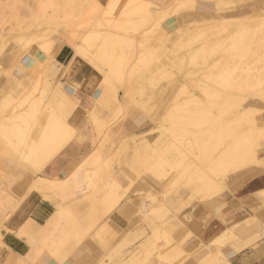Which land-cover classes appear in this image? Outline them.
Listing matches in <instances>:
<instances>
[{
	"label": "rangeland",
	"instance_id": "rangeland-1",
	"mask_svg": "<svg viewBox=\"0 0 264 264\" xmlns=\"http://www.w3.org/2000/svg\"><path fill=\"white\" fill-rule=\"evenodd\" d=\"M129 1L0 0V125L6 126L11 123L19 128L17 136L9 138L10 143L0 136V229L7 219L9 221L10 217L23 211L22 203L28 193L36 191L32 186L34 182L43 177L58 178L54 177L52 170L48 173L46 166L42 172L37 173L33 164L22 159L27 141L30 138L32 140L33 135L36 137L34 139L38 137L39 141L40 132L47 122L41 121L40 117L42 119L44 116L43 119L47 120L51 110H56L55 113L71 126L73 137L75 136L72 140L78 141L84 148L81 160L73 172L92 176L90 189L84 185L83 189L72 188L63 195L64 203L80 200L82 208L76 216L77 223L70 229L60 249L55 254L42 249L43 256L48 255L59 262L73 261L77 258L79 264H186L193 254L186 251V241L191 237L189 231L185 233L187 212L196 208V205L213 200L227 191L226 182L231 173L241 171L248 165L258 166L256 162L252 163L248 159L238 167L231 163L225 164L224 167L221 165L220 170L218 169L220 165L215 168L216 159L221 156L222 148L230 144L234 137H243L250 130L249 120L255 117L259 126L255 129L257 135L261 134V126H264V39H260L264 28L249 30L246 50L232 52H230L232 31L229 32L227 25V31L223 28L225 27L223 19L225 24L229 23L226 17L246 15V11L249 10H257L258 15V12L264 9V0H132L131 3ZM129 5L132 10L128 12ZM144 10L147 15H144ZM62 11H67L72 18L64 15ZM52 13L56 16L54 14L52 16ZM50 14L51 21L47 19ZM261 14L259 13V16ZM54 17L55 19L59 17V21L61 18L63 20L58 22ZM65 18L67 20H64ZM116 20L120 22L117 26L121 25L123 30L121 27L120 29L114 27ZM69 21L73 22V26H66ZM216 21H220V25ZM261 23L263 24L264 20ZM216 24L218 27L222 26L218 35ZM186 25L188 29H184L187 28ZM208 25L209 29L213 25L212 35L209 33ZM214 25L217 28L216 33ZM160 28L164 30L163 33L159 32ZM177 30L179 36L173 34ZM206 32L209 33V37ZM110 35L119 38L120 42L112 43L114 47L111 43L102 42ZM205 37L212 38L214 42L219 37V46H210L212 40L211 43L208 39L203 41ZM77 43L82 45L86 52L82 59L93 65L102 77L95 89L101 88L107 93L103 94L102 102L94 100L92 107L94 109H87L77 101L68 109L57 108L59 97L56 88L59 84L68 85V82H64L60 72L55 73L51 60L58 46L66 44L74 51ZM105 49L106 52L103 51ZM109 49L110 52H114L110 53ZM193 51L199 53L193 56ZM25 53L33 54L41 64H38L35 70L27 69L23 78L13 77L17 80L15 82L11 78L12 69L24 64ZM106 55L112 59L111 62L105 63ZM118 61L119 65L116 64ZM62 67L63 65L58 70ZM209 68L214 73L210 72ZM203 86L207 92L203 90ZM210 90L213 94L206 96L204 92L208 94ZM234 96L241 100L239 104L232 103L231 98ZM200 99L202 103L199 109H202L198 112L197 119H194L195 124H192L188 118L181 116L178 109L193 107L195 101ZM46 106L49 109L45 108ZM45 109L46 115L45 111L43 112ZM78 110L85 113V117L81 119L82 128L69 120ZM92 113L98 117L97 120L92 121ZM221 113L223 117L220 119H228L221 120L222 126L219 124L220 127L218 125L212 127V133L216 138L208 144L205 143V138L198 137L201 140L199 143L198 134L213 124L211 120L215 114ZM128 119L146 124L145 130L126 133L124 124ZM40 126L43 127L42 130ZM184 128L193 132L191 135L188 131L191 137H186L187 131ZM34 129L37 130L36 134ZM182 129L183 137L180 136ZM20 138L27 141L24 142ZM257 138L260 146H255V151L259 156V163H262L264 136ZM31 142L36 143L35 140ZM143 142L145 144L142 145ZM25 149L27 150V147ZM138 151L139 159L136 158ZM208 164L212 168H209ZM158 165L161 174L159 168H156ZM262 166L264 167V165L260 167ZM223 171L225 173L228 171L229 174ZM163 173L166 175L165 178ZM157 176L159 177L155 178ZM67 177L69 175L65 178ZM200 177L209 178L215 181L216 185H219L217 182L219 181L221 189L202 199L203 195L197 190L195 191L197 193L191 192L193 189L190 187L192 185L190 183L193 180L199 182ZM115 179L120 185L117 188L112 186ZM112 187L119 193L117 206L109 209L106 204L102 205L105 212H108L106 215L102 213V207L98 204L90 207L91 209L87 208L88 194L92 196L96 190L98 194L102 191L105 195ZM59 188L61 190V184ZM67 189L66 187L65 190ZM263 194L264 192L261 193ZM198 197L201 199H197ZM122 207L127 208L128 212ZM120 215L129 219L127 228H122L123 222L118 217ZM189 216L190 221L192 215ZM106 218L107 224L118 231V235L111 230L106 234V241L103 243L98 241L96 234L101 229L102 220ZM230 233L222 234L216 243L223 245L224 242L230 241ZM60 234L58 231L56 236L60 238ZM220 255L221 252H218L214 257ZM87 257L92 259L90 263L86 260ZM211 260L213 259L204 261L203 264H213Z\"/></svg>",
	"mask_w": 264,
	"mask_h": 264
},
{
	"label": "crops",
	"instance_id": "crops-1",
	"mask_svg": "<svg viewBox=\"0 0 264 264\" xmlns=\"http://www.w3.org/2000/svg\"><path fill=\"white\" fill-rule=\"evenodd\" d=\"M61 65H63L62 69L58 70ZM51 66L55 73L59 74L60 72L64 82H68V86L73 88V93L79 103L87 109L92 108L93 91L102 78L97 69L84 59L75 57L74 60L73 51L66 44L58 46L55 50ZM84 117V111L78 110L69 120L75 126L82 128L83 120L81 119ZM145 127L146 124L132 119H128L124 124L126 133H137L145 130ZM83 149L81 143L71 140L46 164V171L49 173L52 170L54 177L58 178L43 177L34 182L32 186L36 191L28 193L22 203L21 209L25 212L17 220L11 219L8 222L7 219L5 221L10 227H16L27 218L35 223L29 235H19L16 230L0 229V264H79L77 258L73 261L59 262L48 255L43 256L42 251L46 250L55 254L63 244V240L67 238L70 229L74 228L77 223L76 216L82 208L80 204L82 202L79 200L68 204L64 203L62 198H64L65 192L72 188L83 189L85 186L91 188V174L73 172L81 160ZM137 153L136 158L139 157ZM248 167L229 175L226 182L227 191L213 200L196 205V208L187 212L188 222L185 226V233L189 231L191 237L186 241V251L193 254L186 264H203L204 261L213 259L218 252L226 255L228 259L230 258L231 264H264V194L261 195L264 192V167L256 165ZM66 175L69 177L65 178ZM45 178L61 181L59 183L62 188L61 190L49 189V198L44 199L38 193L37 188L40 186V181ZM65 187L68 189H63ZM104 197L102 191H99L98 194L95 190V194L92 196L88 194L87 208H93L96 204L102 207L100 201ZM57 205L61 213L56 217ZM122 208L128 212L127 208ZM101 209L104 215L108 213L105 212L104 207ZM89 214L91 215L92 212ZM189 214L192 215L190 221ZM118 217L123 222L122 228H127L129 219L122 215ZM50 220L54 223L50 224L44 232L43 228ZM100 226L101 229L96 236L99 242L104 243L106 234L114 229L107 224V218L102 220ZM58 231L61 232L60 238L56 236ZM114 232L118 235V231L114 230ZM226 232L227 234L231 232L230 241L218 245L216 243L219 241L218 238ZM39 249L43 250L36 255ZM228 252L233 253L230 255ZM53 256L55 257V255ZM86 260L89 263L92 261L89 257Z\"/></svg>",
	"mask_w": 264,
	"mask_h": 264
},
{
	"label": "bare ground",
	"instance_id": "bare-ground-1",
	"mask_svg": "<svg viewBox=\"0 0 264 264\" xmlns=\"http://www.w3.org/2000/svg\"><path fill=\"white\" fill-rule=\"evenodd\" d=\"M59 1H61V0H59ZM70 1H73V0H70ZM132 2V0H130L129 1V3H131ZM52 3V2H51ZM128 3V4H129ZM140 5V4H139ZM130 7V5L127 7V11L129 12V11H131L132 10V7L131 8H129ZM144 7V9L146 8L145 6H143ZM55 8V7H54ZM53 8V9H54ZM124 9H126V8H124ZM179 10V9H178ZM177 10V12H180V11H178ZM184 10V9H183ZM186 10V9H185ZM54 11V10H53ZM52 11V12H53ZM56 11H57V9H56ZM55 11V12H56ZM120 11V10H119ZM260 11H262V12H258V15H257V10L256 11H246V15H241V16H234V17H226V21H229V23L228 24H225V21H224V19H223V25H225V27H226V25H227V27H228V29H229V32L230 31H232V32H230V34L232 35V37H231V40H232V43H231V48H230V52H232V51H236V50H246V44H247V35H248V31L249 30H251V29H258V28H264V23L262 24L261 22L264 20V9L263 10H260ZM54 12V13H55ZM58 12V11H57ZM63 12V14L64 15H67V16H70L69 14H68V12L67 11H62ZM144 12V15H147L148 13L146 12L145 13V10L143 11ZM54 13H52V16H53V14ZM59 13H60V11H59ZM123 13H125V15L127 14L125 11L123 12ZM259 13L261 14V16H259ZM56 14V13H55ZM54 14V15H55ZM62 14V13H61ZM119 14H121L120 12H119ZM170 14V13H169ZM47 16H49V15H47ZM52 16H51V14H50V16H49V18H47V19H50V21L52 20L51 18H52ZM56 16V15H55ZM123 16V15H122ZM46 17V16H45ZM61 18V17H60ZM68 18V17H67ZM70 18H72L71 16H70ZM56 19H58L57 21L58 22H61V19L63 20V18H61L60 19V21H59V17L57 18L56 17ZM55 19V17H54V20H56ZM122 19H124L123 17H122ZM127 19V18H126ZM53 20V22H55ZM64 20H67L66 18L64 19ZM49 21V20H48ZM117 21V20H116ZM116 21H115V25H114V27H118L119 29H120V27H121V29L123 28L121 25L120 26H117L118 24H120V22H118L117 21V23H116ZM120 21V20H119ZM124 21H125V19H124ZM215 21V20H214ZM112 22V21H111ZM110 22V23H111ZM121 22H122V20H121ZM159 22V21H158ZM212 22V21H211ZM218 22V23H217ZM57 23V22H56ZM62 23H64L63 21H62ZM61 23V24H62ZM216 23L217 24H219L220 25V21H216ZM222 23V22H221ZM65 24H66V22H65ZM73 24V22H67V24H66V26L67 25H69V26H67V27H71L70 25H72ZM217 24H216V26H217ZM46 25V24H45ZM57 25H58V23H57ZM110 25V24H109ZM158 25H159V23H158ZM46 26H48V25H46ZM55 26H56V24H55ZM62 26V25H61ZM73 26V25H72ZM111 26H112V23H111ZM110 26V27H111ZM211 26V25H210ZM160 26H158V28H159ZM182 27H184V26H182ZM186 27L187 28H184V29H188V26L186 25ZM214 27H215V25H214ZM220 27V28H219ZM217 26V28H218V30H217V28L215 27V33H216V30H217V35H218V32H220V30H222V26ZM225 27H223L226 31L228 30L227 29V27L225 28ZM230 27V28H229ZM113 28V27H112ZM208 29H209V25H208V27H207ZM207 28H206V31H207ZM211 28H213V25H212V27ZM211 28L209 29V33L211 34V32L214 30V28H213V30H211ZM57 29V28H56ZM114 29H116V28H114ZM161 29V28H160ZM178 29V28H177ZM220 29V30H219ZM224 29H223V31H224ZM231 29V30H230ZM123 30V29H122ZM159 30V29H158ZM180 30H182L181 29V27H180ZM180 30H179V32H180ZM264 30V29H263ZM40 31V30H39ZM94 31V30H93ZM223 31H222V33H223ZM159 32L160 33H163L164 32V30L162 31V29L161 30H159ZM177 32H178V30L175 32L174 31V35H176V36H179V34H177ZM182 33L184 32V31H181ZM229 32H227V33H229ZM40 33H41V31H40ZM39 33V34H40ZM112 33V32H111ZM115 33H116V30H115ZM115 33H113V35L115 34ZM119 33V32H118ZM206 33H208V32H206ZM209 33H208V37H209ZM214 33V34H215ZM93 34V33H92ZM110 34V33H109ZM185 34V33H184ZM188 34V33H187ZM220 34V33H219ZM262 34V38H260L261 40L262 39H264V31L261 33ZM93 35H95V33L93 34ZM92 35V36H93ZM117 35V34H116ZM108 36V38L107 39H104V40H102V42L104 41L105 42V44L107 43V44H110L111 43V45L113 46V44L112 43H116V42H118L119 41V38L117 37V36ZM183 35V34H182ZM206 35V34H205ZM212 35V34H211ZM224 35V34H223ZM41 36L43 37V35L41 34ZM44 36H45V34H44ZM119 36V35H118ZM176 36H174V37H176ZM41 37V38H42ZM119 37H121V36H119ZM210 37H213V36H210ZM219 37H220V35H219ZM219 37H218V40L216 39V42H214L215 40H213L212 38H203L202 40L203 41H205L206 39H208L209 41L210 40H212V42L213 43H211V41H210V46H212V47H218L219 46ZM179 38V37H178ZM86 39V38H85ZM122 39V38H121ZM176 39V38H175ZM94 40V39H93ZM90 41V40H89ZM175 41V40H174ZM103 42V43H104ZM120 42V41H119ZM122 42H123V39H122ZM201 42V41H200ZM124 43V42H123ZM122 43V44H123ZM88 44V43H87ZM102 44V43H101ZM105 44H104V46H105ZM126 44V43H125ZM199 45H200V43H198ZM198 44H196L197 46H198ZM262 44L263 43H261V46H262ZM94 45V44H93ZM93 45H91V46H93ZM110 45V46H111ZM187 45V44H186ZM189 45H191V44H189ZM202 45V44H201ZM264 45V44H263ZM101 46H103V44L101 45ZM108 46V45H107ZM106 46V47H107ZM115 46V45H114ZM113 46V47H114ZM203 46H205V45H203ZM208 46H209V44H208ZM257 46V45H256ZM260 46V47H261ZM105 47V48H106ZM201 48H202V46H200ZM211 47V48H212ZM258 47V46H257ZM111 48V47H110ZM204 48H206V47H204ZM203 48V49H204ZM208 48V47H207ZM48 49H50V46H49V48ZM47 49V50H48ZM96 49V48H95ZM102 49V48H101ZM107 49V48H106ZM106 49L105 50H103V51H105L106 52ZM192 49V48H191ZM196 49H197V47H196ZM200 48L198 47V50H199ZM263 49V48H262ZM73 53H74V55H73V59L75 60V57H78V58H81L82 59V55L84 54V53H86L85 52V50H84V48L82 47V45H80V44H75V46H74V48H73ZM97 50V49H96ZM32 52L34 51V48L31 50ZM102 51V50H101ZM200 51V50H199ZM98 52H99V50H98ZM105 52H103L102 53V56H104V53ZM109 52H110V49H109ZM112 52H114V51H112ZM112 52H110V53H112ZM193 53H194V55L193 56H196V54H198V53H196L195 51H193ZM101 54V53H100ZM116 54H117V52H116ZM120 56L119 57H121V54H119ZM91 56V55H90ZM92 57V56H91ZM95 58H96V56H94ZM107 57V55L105 56V58ZM198 57V56H197ZM93 58V57H92ZM122 58V57H121ZM194 58V57H193ZM97 59V58H96ZM115 59H116V56H115ZM111 58H108L107 57V60H105L106 62L105 63H108V61H110L111 62ZM119 60V59H118ZM145 61L147 60V59H144ZM23 65L21 66H16V67H14L12 70V77L11 78H23V76H24V74H25V72L27 71V69H30L31 71H32V69H36V66L38 65V64H41L40 63V61H38L37 59H36V57H34V55L33 54H31V53H25V57L23 58ZM148 61V60H147ZM93 62H94V58H93ZM114 62V61H113ZM22 63V62H21ZM119 61H118V63L116 62V64L117 65H119ZM194 63V62H193ZM147 64H149L148 62H147ZM118 70H119V66H118V68H117ZM117 69H116V71H117ZM212 69H210L209 68V71L210 72H213V70L211 71ZM118 72V71H117ZM209 72V73H210ZM31 73V72H30ZM214 73V72H213ZM10 74V73H9ZM210 75V74H209ZM11 76V75H10ZM13 78V79H14ZM210 79H212V78H210ZM15 80V82L17 81L16 79H14ZM19 80V79H18ZM21 80V79H20ZM213 80V79H212ZM225 81V80H224ZM200 83V82H199ZM237 84V83H236ZM233 85H234V83H233ZM232 85V86H233ZM238 85V84H237ZM202 86V85H201ZM235 86V85H234ZM198 87V86H197ZM208 88V87H207ZM212 88V87H211ZM201 89V88H200ZM209 89V88H208ZM203 90L205 91V92H207V90L205 89V87L203 86ZM216 90V89H215ZM94 93H93V95H92V99L93 100H95V101H98V102H100L101 101V99L103 98V94H105V95H107V93L105 92H103L102 91V89H100V88H96L94 91H93ZM204 92V94L206 95V96H210V95H212L213 93H212V91L210 90L209 91V93L207 94V93H205ZM56 93L58 94V99H57V108H61V107H63L64 109H68L69 108V106H71V105H73V103L74 102H79V100L77 99V97H75V94L73 93V88L72 87H70V86H68V85H64V86H62L61 84H59L58 86H57V88H56ZM229 93V92H228ZM227 94V93H226ZM229 94H231V92L229 93ZM229 94H228V96H229ZM107 97V96H106ZM214 97V96H213ZM230 97V96H229ZM237 97V96H236ZM235 96H234V98L232 99L231 98V101H232V103H237V104H239L240 103V101H239V98H236ZM239 97V96H238ZM209 98V97H208ZM244 99V98H243ZM243 99H242V101H243ZM41 101H42V99H40ZM229 100H230V98H229ZM102 102V101H101ZM226 102H228V100L226 101ZM225 102V103H226ZM230 102V101H229ZM41 103V102H40ZM202 102H201V99L199 100V101H195V104L193 105V107H186V108H180V109H178V110H180V112H181V116H183L184 118L186 117V118H188L189 120H190V122L192 123V124H195V122H194V119H197V114H198V112L199 111H201V109L202 108H200L199 109V105L201 104ZM231 103V104H232ZM45 104V103H44ZM227 104V103H226ZM39 105V104H38ZM81 105V104H80ZM236 105V104H235ZM226 106V105H225ZM229 106V105H228ZM43 108V107H42ZM45 108H48L47 106L45 107ZM32 109H33V107H32ZM49 109V108H48ZM47 109V110H48ZM92 109H94V108H92ZM229 109V108H228ZM209 110V109H208ZM29 111H30V109H29ZM38 111V110H37ZM37 111H35V112H37ZM45 111V114L44 115H46V109L45 110H43V112ZM56 111V110H55ZM55 111L54 110H51V112H50V115L49 116H47V120H44L43 119V117H42V119H41V117H40V120L42 121H47V122H45V124L43 125V127L42 126H40V129H41V127L43 128V130L40 132L41 134H40V138H39V141H38V137H37V139H34V138H36V137H34L35 135H33V139L35 140V142L36 141H38V142H36V143H34V142H31V141H34L33 139L32 140H26L25 138H22L23 139V141L24 142H26L27 141V145L25 146V147H27V150L25 149V147H24V150H25V153H24V155H23V157H22V159H24V160H26V161H29L31 164H33V167L35 168V170H36V172L37 171H42L43 169H44V166H46V164L54 157V156H56L64 147H65V145H67L68 144V142H70L71 140H72V137H73V129L71 128V126H69V124L68 123H66L65 121H64V118L63 117H61L60 115H57L56 113H55ZM60 111V110H59ZM87 112V111H86ZM260 112V111H259ZM30 113V112H29ZM61 113H62V111H61ZM237 114H239V113H237ZM30 115V114H29ZM34 115H35V113H34ZM39 115V114H38ZM92 115H93V113H92ZM220 115V116H219ZM215 114L214 115V117H213V119L211 120V122L213 123V124H210L211 126H209L208 125V128H207V130H205L206 128H204V130H202L203 132H201V133H199V132H197V134L198 135H200V136H197V139H201V137H202V139H204L205 138V143L207 142H209L210 144L213 142L212 140L213 139H215L216 138V136H214L213 135V133H212V127L213 126H215V125H218L219 127H220V125H221V120H227L228 118H223V119H220V117H223V116H221L222 115V113L221 114ZM235 115H236V113H235ZM40 116H42V114L40 115ZM256 116V115H255ZM34 117V116H33ZM93 117V118H92ZM91 117V119H93L92 121H95V120H97L98 119V117H96L95 115H93ZM45 118V117H44ZM241 118V117H240ZM32 119V118H31ZM181 122H182V120H180ZM36 122V121H35ZM249 122L251 123L249 126H248V128L250 129L247 133H245L244 134V136L243 137H234V139H233V141L230 143V144H226L223 148H222V150H221V152H220V155L221 156H219L216 160V166H215V168L217 167L218 168V166H219V170H220V168H221V165H222V167H224V165L225 164H231L232 163V165L233 166H236V167H238L239 165H241L243 162L244 163H246L245 161H247L248 159L253 163H257V165L258 166H261V165H264V163H259V156L257 155V153H256V148H255V146H260V143L257 141L259 138H257V137H260L261 138V135H263L264 136V126H261V129H262V132H261V134L259 135H257V134H255L256 132V130L255 129H258L259 128V126L256 124L257 122L255 121V117H253V119L250 121L249 120ZM33 124V123H32ZM220 124V125H219ZM246 124V123H245ZM245 124L243 125L244 127H245ZM222 126V125H221ZM39 125L37 126V130H39ZM33 128V127H32ZM35 128H36V126H35ZM185 129V128H184ZM184 129H182L181 130V132H180V136H182L183 137V135H182V133L184 132ZM221 129V128H220ZM225 129V128H224ZM227 129H229V128H227ZM245 129V128H244ZM247 129V128H246ZM251 129H253V130H251ZM261 129L259 130V131H261ZM18 130H19V128L17 127V125L16 124H11L10 123V125H6V126H3V125H0V136L4 139V140H7L8 142L10 141V139H11V137L12 136H17L16 134H18L19 132H18ZM37 130H35L34 129V131H36L35 132V134L37 133ZM186 130V129H185ZM219 130V129H218ZM152 131V130H151ZM183 131V132H182ZM187 132L185 133V135H186V137L187 136H190L189 135V132L191 133V135L193 134V132H191V130L189 131V130H186ZM189 131V132H188ZM239 131V130H238ZM243 131V130H242ZM241 131V132H242ZM28 132H31V131H28ZM39 132V131H38ZM75 132V131H74ZM196 132V131H195ZM194 132V134H196ZM226 132H228V131H226ZM258 132V131H257ZM34 133V132H33ZM188 133V134H187ZM229 133V132H228ZM240 133V132H239ZM32 134V133H31ZM146 134H147V132H146ZM234 134V133H233ZM243 134V133H242ZM23 136H24V134H22ZM21 135V136H22ZM38 135H39V133H38ZM142 135V134H141ZM28 136V135H27ZM32 136V135H31ZM81 136V135H80ZM75 137V136H74ZM73 137V138H74ZM126 137V136H125ZM185 137V138H186ZM191 137V136H190ZM199 137V138H198ZM219 137V136H218ZM10 138V139H9ZM21 139V138H20ZM21 139V140H22ZM87 140H88V138H86ZM126 139H127V137H126ZM196 139V138H195ZM199 139V143H200V140ZM3 140V141H4ZM21 140H19V141H21ZM26 140V141H25ZM125 140V139H124ZM130 140V139H129ZM145 140V139H144ZM158 140L159 139H157V142H158ZM145 141H147V140H145ZM144 141V142H145ZM153 141H154V139H153ZM195 141H197V140H195ZM203 141V140H202ZM141 143L142 145L143 144H145V143ZM230 142V141H229ZM10 143V142H9ZM8 143V144H9ZM121 143V142H120ZM124 143V142H123ZM148 143H150V142H148ZM153 143V142H152ZM184 143V142H183ZM208 143V144H209ZM26 144V143H25ZM202 144H203V142H202ZM214 144H216V142L214 143ZM1 145V144H0ZM2 145H3V143H2ZM20 145V144H19ZM127 145V144H126ZM182 145H184V144H182ZM204 145V144H203ZM11 146V145H10ZM14 146H15V144H14ZM19 147V146H18ZM183 147V146H182ZM210 147H211V145H210ZM217 147V146H216ZM11 148H12V146H11ZM10 148V149H11ZM22 148V147H21ZM140 148V147H139ZM184 148V147H183ZM204 148H205V146H204ZM16 149V148H15ZM19 149H20V147H19ZM19 149H17V152H18V150ZM121 149H123V148H121ZM194 149V148H193ZM184 150V149H183ZM192 150V149H191ZM13 151V150H12ZM21 151H22V149H21ZM186 151H188V149L186 150ZM191 152V151H190ZM21 153V152H20ZM19 153V154H20ZM181 154H183V152H180ZM185 153V152H184ZM194 153V152H193ZM199 153V152H198ZM3 154H4V152H3ZM18 154V155H19ZM207 154V153H206ZM206 154H204V155H206ZM210 154V153H209ZM140 155V153H137V156H139ZM15 156V155H14ZM19 156H21V154L19 155ZM248 156V157H247ZM10 157V156H9ZM116 157V156H115ZM163 157V156H162ZM194 157V156H193ZM12 158V157H11ZM21 158V157H20ZM182 158V157H181ZM185 158V157H184ZM201 158V157H200ZM203 158V157H202ZM13 159H14V157H13ZM159 159V158H158ZM164 160V159H163ZM166 160V159H165ZM186 160V159H185ZM184 160V161H185ZM204 160V159H203ZM206 160H207V158H206ZM25 161V162H26ZM198 162L199 161H201V160H197ZM264 162V161H263ZM176 163V162H175ZM186 163H187V161H186ZM206 163V162H205ZM199 164V163H198ZM201 164H202V162H201ZM248 164V163H247ZM148 165H150L149 163H148ZM193 165H194V163H193ZM212 165H213V162H212ZM244 165V164H243ZM253 165V164H252ZM256 165V164H255ZM175 166V164H173V169H175L176 167H174ZM186 166V165H185ZM192 166V165H191ZM195 166V165H194ZM198 166V165H197ZM249 166V165H248ZM147 167V166H146ZM170 167V166H169ZM208 167H209V164H208ZM245 167V166H244ZM263 167V166H262ZM34 168H33V172H34ZM144 168H145V166H144ZM156 168H159V170H160V166L158 165ZM164 168V167H163ZM187 168V167H186ZM209 168H212V167H209ZM249 168V167H248ZM169 169V168H168ZM30 170V169H29ZM28 170V171H29ZM32 170V169H31ZM30 170V171H31ZM158 170V171H159ZM169 170H171V167H170V169ZM192 170H194V169H192ZM197 170V169H196ZM230 170V169H229ZM228 170V171H229ZM232 170V169H231ZM230 170V171H231ZM21 171V170H20ZM157 171V169L155 170V172ZM165 171V170H164ZM200 171V170H199ZM198 171V172H199ZM227 171V172H228ZM160 172V174L162 173V171L160 170L159 171ZM159 172H158V174H159ZM186 172V171H185ZM184 172V173H185ZM192 172H194V171H192ZM222 172V171H221ZM224 173H225V171H223ZM226 172V173H227ZM38 173V172H37ZM153 173V172H152ZM201 173L203 174V172H202V170H201ZM225 173V174H226ZM20 174V173H19ZM165 174H168V173H165ZM192 174V173H191ZM195 174V173H194ZM202 174H200V175H202ZM227 174H229V172L227 173ZM152 175H154V174H152ZM163 175H164V173H163ZM204 175V174H203ZM156 176V175H155ZM165 176L166 175H164V178H165ZM196 176V175H195ZM197 176H198V173H197ZM224 176V175H223ZM15 177V176H14ZM159 176H157V177H155V178H158ZM187 177H189V176H187ZM161 178H162V176H161ZM201 178V177H200ZM166 179H167V177H166ZM199 179V178H198ZM218 179V178H217ZM169 180V179H168ZM192 180V179H191ZM59 182H61V181H55V180H50V179H42L41 181H40V186L37 188V191H38V193L39 194H41L42 196H43V198L45 199V198H49V194H48V190L49 189H54V188H56V190H60L59 189V187H58V185L60 184ZM218 182V184L219 185H216V183H215V181H211L209 178H201V180H199V182L196 180V181H194L193 180V182L192 183H190V184H192V185H190V187L193 189L191 192H194V193H197V192H195L196 190L197 191H199L200 193H198V194H200V195H203V197H202V199L203 198H205V197H208V196H210V195H212V193L213 194H215V192H218L220 189H221V183L219 182V181H217ZM60 186V185H59ZM114 188L116 187H119L120 185H119V182L117 181V179H115V181H114V184L112 185ZM111 188V190L110 191H107V194H105L104 196V199H102L100 202H101V205H103V206H105V204L108 206V208L109 209H111L112 208V206H115L117 203H119L118 202V200H119V193L116 191V190H114V188ZM123 187V186H122ZM189 187V188H190ZM62 188V187H61ZM66 188V187H65ZM65 188H63V189H65ZM220 188V189H219ZM106 192V191H105ZM195 196V195H194ZM197 196V195H196ZM195 199H196V197H195ZM197 199H201V197L199 198H197ZM121 200V199H120ZM153 200V199H152ZM205 200V199H204ZM160 201V200H159ZM159 204V203H158ZM117 206V205H116ZM56 217H57V215H60V213H61V210L59 209V206L57 205L56 206ZM23 212H25V211H20V214L18 215H16V216H12V218L10 217V219H9V221L11 220V219H13V220H17L18 218H19V216L21 217V215H22V213ZM55 218V217H54ZM8 221V222H9ZM34 221H32L30 218L28 219H26V220H23L21 223H19L16 227H10V225L6 222V223H4L3 224V228L5 229V230H7V231H13V230H16V232H17V234H19V235H29V233H30V231L34 228L33 227V225H34ZM54 222L53 221H47V223H46V225L44 226V228H43V231L44 232H46V228L50 225V224H53ZM228 235V234H227ZM215 242H216V240H215ZM236 249V248H235ZM235 249H233L234 250V252H235ZM41 250L42 249H39V250H37V252H36V255L38 254V253H41ZM231 251V250H230ZM226 253V252H225ZM229 253V252H228ZM233 253V252H232ZM231 253V254H232ZM230 254V253H229ZM230 254V255H231ZM211 259V258H210ZM229 260H230V258L228 259V257L226 256V255H220V257H214L213 258V260H211V262L213 263V264H231L230 262H229ZM144 264V263H143Z\"/></svg>",
	"mask_w": 264,
	"mask_h": 264
},
{
	"label": "snow or ice",
	"instance_id": "snow-or-ice-1",
	"mask_svg": "<svg viewBox=\"0 0 264 264\" xmlns=\"http://www.w3.org/2000/svg\"><path fill=\"white\" fill-rule=\"evenodd\" d=\"M262 163H264V162H262Z\"/></svg>",
	"mask_w": 264,
	"mask_h": 264
}]
</instances>
